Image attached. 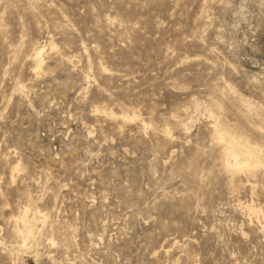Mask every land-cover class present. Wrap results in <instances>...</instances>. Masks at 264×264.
<instances>
[{
  "label": "rangeland",
  "instance_id": "374dc122",
  "mask_svg": "<svg viewBox=\"0 0 264 264\" xmlns=\"http://www.w3.org/2000/svg\"><path fill=\"white\" fill-rule=\"evenodd\" d=\"M215 128L264 146V0H0V264H264Z\"/></svg>",
  "mask_w": 264,
  "mask_h": 264
},
{
  "label": "bare ground",
  "instance_id": "6f19581e",
  "mask_svg": "<svg viewBox=\"0 0 264 264\" xmlns=\"http://www.w3.org/2000/svg\"><path fill=\"white\" fill-rule=\"evenodd\" d=\"M49 46L51 47V50H54L56 48V45L54 43H49ZM45 47H46V45L39 46V47L37 46V48L35 49V52H34V56L32 54L33 61H34V72L36 74H38L43 68V64H44L43 53L45 51ZM94 112L95 113H103L105 116L110 117L112 119H118V120L121 119L122 121H124V123L134 120L133 117H130L131 115L128 116V114L124 115L122 113L116 114L112 111L107 112V111H105L104 108H101V109L96 108V110ZM144 124H146V123H144ZM220 128L221 127H219V129ZM167 131H168V129H166V133L169 132V131L168 132ZM214 136L218 142L223 143L222 164H223L225 172L230 174V176H232V177H235L236 175H239V174H244L250 178H251V176H254L256 170L263 164L262 163L261 150H259L258 147H255V146L250 145L248 143L247 144H241L239 142H236L233 138H231L230 136H226V134L224 132L218 130V128H215V135ZM16 172H19L18 165L13 167L12 176ZM238 206L240 208L243 207L247 211L249 216H255L257 219L259 218V216L261 214V210L259 208H256L252 203L251 204H243V203L239 202ZM28 210L26 209L24 211V216L21 215L22 217L21 218L19 217L22 224L24 225V228H23L24 230L20 229L19 227L15 229V233L17 235H19V237L21 236L23 238L24 242H26V240L31 235H33V230H34V225H33L34 219H30L29 218L30 216L28 217V215H27V212H29ZM40 215L42 216V214H40ZM20 220H19V224H20ZM38 220H40V219H38ZM23 241H22V243H23ZM49 243L51 245H55L54 239L51 238L49 240ZM23 244H26V243H23Z\"/></svg>",
  "mask_w": 264,
  "mask_h": 264
},
{
  "label": "snow or ice",
  "instance_id": "6c2138e0",
  "mask_svg": "<svg viewBox=\"0 0 264 264\" xmlns=\"http://www.w3.org/2000/svg\"><path fill=\"white\" fill-rule=\"evenodd\" d=\"M264 131V129H262ZM261 153L264 154V146L261 147Z\"/></svg>",
  "mask_w": 264,
  "mask_h": 264
}]
</instances>
